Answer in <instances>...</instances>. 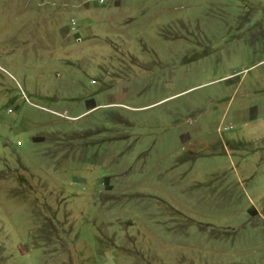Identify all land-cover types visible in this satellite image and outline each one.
Listing matches in <instances>:
<instances>
[{
  "label": "rangeland",
  "instance_id": "1",
  "mask_svg": "<svg viewBox=\"0 0 264 264\" xmlns=\"http://www.w3.org/2000/svg\"><path fill=\"white\" fill-rule=\"evenodd\" d=\"M0 264H264V0H0Z\"/></svg>",
  "mask_w": 264,
  "mask_h": 264
},
{
  "label": "built area",
  "instance_id": "2",
  "mask_svg": "<svg viewBox=\"0 0 264 264\" xmlns=\"http://www.w3.org/2000/svg\"><path fill=\"white\" fill-rule=\"evenodd\" d=\"M102 2V1H101Z\"/></svg>",
  "mask_w": 264,
  "mask_h": 264
}]
</instances>
